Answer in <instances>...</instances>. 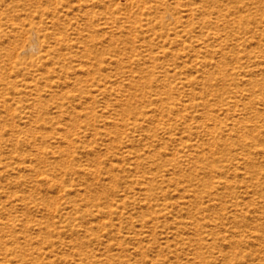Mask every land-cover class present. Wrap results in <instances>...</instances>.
<instances>
[{"label":"rangeland","instance_id":"374dc122","mask_svg":"<svg viewBox=\"0 0 264 264\" xmlns=\"http://www.w3.org/2000/svg\"><path fill=\"white\" fill-rule=\"evenodd\" d=\"M30 25L49 80L14 61ZM0 247L264 264V0H0Z\"/></svg>","mask_w":264,"mask_h":264},{"label":"bare ground","instance_id":"6f19581e","mask_svg":"<svg viewBox=\"0 0 264 264\" xmlns=\"http://www.w3.org/2000/svg\"><path fill=\"white\" fill-rule=\"evenodd\" d=\"M37 3H39V2H37ZM181 5H182V2H181ZM127 6H129V5H127ZM132 6H133V4H132ZM126 10H127V8H126ZM168 14H167V17H169L171 15V14L170 15H168ZM184 15H186V14H184ZM184 15L183 14L179 15L177 17V20L178 21L183 20ZM191 15H192L191 11L187 12V18L188 19L190 18ZM56 41H57V43L61 42V41H59V38H57ZM63 41L65 43H67L66 39H64V38H63ZM70 42H71V40H70ZM60 48L61 47H56L54 44L50 43L49 40L46 39V37L42 33V27L41 26L30 25V27L23 28V33L19 37V42L16 43V46L14 47V50H13L14 56L17 58V60H15L14 58L13 59H14V61H16V64L19 65L18 70L23 72V74L31 75L34 78V80L39 79V78H44L46 80H49V79H51L52 74L56 71L55 68L51 65L60 61L58 56H57V53H59ZM65 58H67V56ZM22 83L25 84V86L27 88L32 86V84H29V82H22ZM30 89H32V88H30ZM33 96L37 97V95H35V94H33ZM33 103H34V101H33ZM2 107H3V105H2ZM41 152H43V149ZM4 242H3V244H4ZM0 249H1V247H0ZM3 254H5V253H3ZM4 257L5 258H4L3 264H15L12 259L7 258V255H5Z\"/></svg>","mask_w":264,"mask_h":264}]
</instances>
